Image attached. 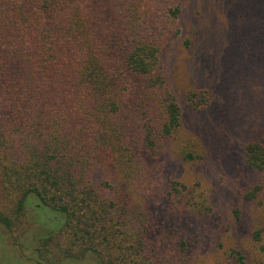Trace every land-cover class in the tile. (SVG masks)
<instances>
[{
    "label": "trees",
    "instance_id": "1",
    "mask_svg": "<svg viewBox=\"0 0 264 264\" xmlns=\"http://www.w3.org/2000/svg\"><path fill=\"white\" fill-rule=\"evenodd\" d=\"M184 4V0H0V128L12 152L3 172L15 181V189L20 188L16 213L32 201L35 209L49 211L42 223L50 226L48 236L64 227L77 236L83 225L84 237L89 236L87 250L96 246L100 231L96 224L103 222L112 245L106 251L112 250L115 260L129 257L123 226H106L118 210L115 195L127 186H113L112 177L100 173L106 167L116 171V154L122 151L130 158L121 155L120 162L138 161L135 149L143 158L157 148L159 138L178 127L177 102L171 98L158 102L156 115L147 91L163 82L156 73L159 45L174 36L169 15L181 13ZM140 109L145 112L137 113ZM158 116L161 120L153 124L151 119ZM243 160L250 170H264V142H248ZM144 173L150 186L141 191L143 199H138L134 214L138 232L132 231L138 256L146 239L151 242L146 233L157 224L144 197L156 193L159 172L152 164ZM260 186L254 185L245 197L252 198ZM261 205L252 240L264 254V201ZM11 221L0 214L1 223L9 226ZM180 232L184 234L183 229ZM232 252L242 263L241 251Z\"/></svg>",
    "mask_w": 264,
    "mask_h": 264
},
{
    "label": "rangeland",
    "instance_id": "2",
    "mask_svg": "<svg viewBox=\"0 0 264 264\" xmlns=\"http://www.w3.org/2000/svg\"><path fill=\"white\" fill-rule=\"evenodd\" d=\"M184 3L181 13L169 15L174 36L159 45L156 73L163 82L147 91L156 115L158 102H177L178 127L159 138L146 157L135 149L138 161L126 165L120 156L129 159L130 154L122 151L116 154L118 169L106 167L100 173L112 177L113 186H127L115 195L118 210L106 225L123 226L127 260H115L112 250L106 251L112 245L103 222L96 224V246L85 250L87 227L81 225L77 236L70 227L48 236L50 226L42 223L49 211L35 209L32 201L16 213L20 188L3 172L12 152L0 128V214L12 219L9 226L0 222V264H264V254L252 240L262 217L264 170H250L243 160L248 142H264V0ZM152 164L159 172L158 186L154 196L144 198L157 224L146 234L160 244L146 239L138 256L134 214L141 191L150 186L144 170ZM254 185L261 186L252 198L245 197ZM233 249L241 251L242 263Z\"/></svg>",
    "mask_w": 264,
    "mask_h": 264
}]
</instances>
